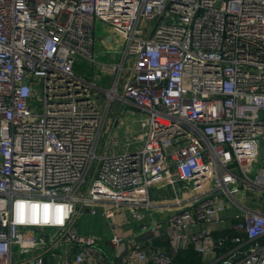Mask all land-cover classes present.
Returning <instances> with one entry per match:
<instances>
[{
  "label": "built area",
  "instance_id": "1",
  "mask_svg": "<svg viewBox=\"0 0 264 264\" xmlns=\"http://www.w3.org/2000/svg\"><path fill=\"white\" fill-rule=\"evenodd\" d=\"M98 23L123 43L111 88L76 72ZM263 147L264 0H0V264H264ZM152 187L173 212L150 226Z\"/></svg>",
  "mask_w": 264,
  "mask_h": 264
},
{
  "label": "crops",
  "instance_id": "2",
  "mask_svg": "<svg viewBox=\"0 0 264 264\" xmlns=\"http://www.w3.org/2000/svg\"><path fill=\"white\" fill-rule=\"evenodd\" d=\"M107 32L106 34L100 38V49L98 50L100 54H105L107 52H112L116 54V57L114 60L116 61L115 63H118L121 60V54H122V49H123V43L122 40L119 36V34L114 31L112 28L107 27ZM118 55L120 58L118 59ZM114 63V62H113ZM110 64H104V63H98L95 66H90L91 67V75L89 78L86 76V73H84V64H79L77 66V73L84 76L87 80L90 81H95L99 86H102L104 88H111L112 87V79L111 77H114V73L111 69L108 67ZM94 67V68H93ZM82 73V74H81ZM124 81V80H123ZM124 84H121V90L122 86ZM135 110L132 109H127L122 112L123 114V122L125 125L122 126V128L130 127V123H132V117L134 116ZM131 120V121H130ZM121 122H120V127H121ZM121 131V129H120ZM172 197H173V192L170 189H158L156 187H152L150 189V199L153 202L154 205H157V207L152 209V213L150 215L148 214L147 217V224L152 226L154 223H159L163 224L168 217L172 214L173 212V207H171V202H172ZM125 212H123L124 214ZM118 223L124 224L125 219L120 216L118 218ZM130 232L127 234H132L133 235V240L134 242L141 243L145 240H152L155 239V242L157 245H164L166 242L158 240V238H155V234L153 232H146V233H139V228L136 224H132ZM208 227V226H207ZM166 229V228H165ZM119 259L117 260L118 264Z\"/></svg>",
  "mask_w": 264,
  "mask_h": 264
},
{
  "label": "rangeland",
  "instance_id": "3",
  "mask_svg": "<svg viewBox=\"0 0 264 264\" xmlns=\"http://www.w3.org/2000/svg\"><path fill=\"white\" fill-rule=\"evenodd\" d=\"M108 25L103 24V23H98L96 26V37H97V46H96V54H97V61L104 63V64H113L116 61L114 58L116 57L115 53L112 52H107L105 54H100L98 50L100 49V38H102L106 32ZM120 56L118 55V59ZM91 65L84 63V73H86V76L90 78L91 75ZM77 72V70H76ZM82 74V73H81ZM112 79V85L114 84V77H111ZM119 87V91H121ZM37 104V103H36ZM115 105V104H114ZM118 105V103H116ZM119 109V107H117ZM124 110H127L128 107L124 106ZM122 113V112H121ZM123 117V114H121V118ZM142 119L141 113H138L137 111L134 112V116L132 117V123H130V127H124L121 129V141L125 142L127 141L126 139L128 138H134L136 135H138L141 131L140 128V120ZM131 121V120H130ZM137 145L132 144V149H135ZM261 163H259L256 167L259 168ZM78 227L80 229V235L82 236H88V235H96V236H101L105 241L110 240L111 238V232L108 224L104 222L102 219L99 218H92L90 216L88 217H82V219L79 220L78 222Z\"/></svg>",
  "mask_w": 264,
  "mask_h": 264
},
{
  "label": "trees",
  "instance_id": "4",
  "mask_svg": "<svg viewBox=\"0 0 264 264\" xmlns=\"http://www.w3.org/2000/svg\"><path fill=\"white\" fill-rule=\"evenodd\" d=\"M176 264H204L202 257L193 249L182 250L175 257Z\"/></svg>",
  "mask_w": 264,
  "mask_h": 264
},
{
  "label": "water",
  "instance_id": "5",
  "mask_svg": "<svg viewBox=\"0 0 264 264\" xmlns=\"http://www.w3.org/2000/svg\"><path fill=\"white\" fill-rule=\"evenodd\" d=\"M261 156L264 158V147L260 150ZM127 251L122 254V256L119 258L118 264H121L122 258L124 255H126Z\"/></svg>",
  "mask_w": 264,
  "mask_h": 264
}]
</instances>
